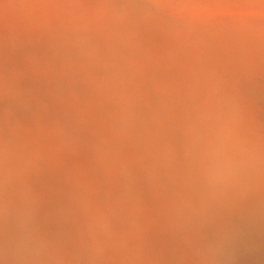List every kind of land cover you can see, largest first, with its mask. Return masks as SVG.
<instances>
[{"label":"rangeland","instance_id":"1","mask_svg":"<svg viewBox=\"0 0 264 264\" xmlns=\"http://www.w3.org/2000/svg\"><path fill=\"white\" fill-rule=\"evenodd\" d=\"M0 264H264V0H0Z\"/></svg>","mask_w":264,"mask_h":264}]
</instances>
